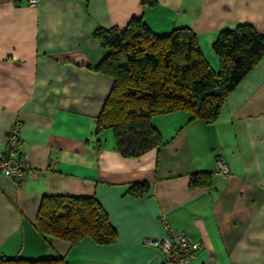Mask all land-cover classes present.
I'll list each match as a JSON object with an SVG mask.
<instances>
[{"label":"crops","instance_id":"obj_1","mask_svg":"<svg viewBox=\"0 0 264 264\" xmlns=\"http://www.w3.org/2000/svg\"><path fill=\"white\" fill-rule=\"evenodd\" d=\"M132 17L156 34L187 26L214 70L219 30L248 24L264 35V0H38L34 7L0 0V158L17 122L29 165L19 179L0 173V255L161 264V251L146 240L183 232L199 243L189 264H264V58L214 123L183 110L154 115L162 145L123 158L111 129L94 132L112 78L95 69L106 50L93 32L123 28ZM203 172L209 182L192 184L191 175ZM135 183L147 192H128ZM52 195L95 196L115 241L41 236L35 219L42 197Z\"/></svg>","mask_w":264,"mask_h":264},{"label":"trees","instance_id":"obj_2","mask_svg":"<svg viewBox=\"0 0 264 264\" xmlns=\"http://www.w3.org/2000/svg\"><path fill=\"white\" fill-rule=\"evenodd\" d=\"M144 2L153 4L155 0ZM93 35L106 50L95 69L112 78L94 132L97 136L111 129L115 150L123 158H138L162 145L160 133L151 123L154 115L183 110L190 119L214 123L229 93L264 58V35L248 24L219 30L211 43L218 60L216 70L187 26L156 34L141 18L132 17L123 28H96ZM209 177L207 172L193 173L190 180L206 185ZM128 192L141 196L147 185L131 184ZM34 226L44 238L70 244L89 238L98 245H109L116 239L107 212L93 195L43 196ZM63 262L61 256L0 255V264Z\"/></svg>","mask_w":264,"mask_h":264},{"label":"built area","instance_id":"obj_3","mask_svg":"<svg viewBox=\"0 0 264 264\" xmlns=\"http://www.w3.org/2000/svg\"><path fill=\"white\" fill-rule=\"evenodd\" d=\"M38 0H27L30 7H34ZM20 124L14 123L6 134L3 155L0 158V173L5 176L19 179L29 165L21 157L19 149ZM216 170L224 177L228 174L225 163L219 161ZM147 244L159 248L162 254L161 264H189L199 243L183 232H170L168 237L153 240L147 239Z\"/></svg>","mask_w":264,"mask_h":264}]
</instances>
